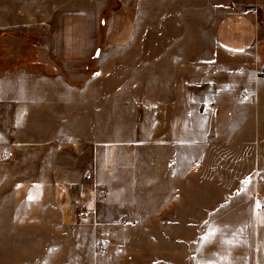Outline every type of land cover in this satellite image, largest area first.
I'll return each instance as SVG.
<instances>
[{
	"label": "rangeland",
	"instance_id": "1",
	"mask_svg": "<svg viewBox=\"0 0 264 264\" xmlns=\"http://www.w3.org/2000/svg\"><path fill=\"white\" fill-rule=\"evenodd\" d=\"M228 5L229 0H0V264H264V65L249 74L252 58L222 53L215 31ZM258 17L264 28V15ZM134 28L138 41L129 34ZM132 42L153 45L157 77L170 73L161 67L172 52L168 46L184 48L187 64L202 62L201 81L187 65L182 82L186 117L196 111L207 133L195 138L187 122L185 155L194 160L182 173L180 193H163L178 190L173 180L168 189L161 180L152 187L153 180L137 177L165 155L150 146L149 134L160 139L164 132L150 115L155 105H147L161 101V83L155 82L152 98L138 100L139 139L146 144L135 152L136 177L128 184L119 180L113 189L99 185L96 147L80 128L61 129L51 138L36 136L33 128L19 130L24 116L18 106L25 100L17 94L33 92L35 72L62 76L78 88L85 78L101 75L118 103L146 97L145 68L133 66L145 56L132 50ZM64 43L90 49L72 73L57 58L34 59L35 47ZM117 45L127 48L122 56ZM136 72L143 82H130ZM115 76L119 82H110ZM2 93L11 98L2 99ZM124 108L105 116L120 123L110 137L123 134L122 123L133 117ZM36 137L43 138L41 144H33ZM24 141L29 145L21 146ZM8 151L14 157L3 160Z\"/></svg>",
	"mask_w": 264,
	"mask_h": 264
},
{
	"label": "crops",
	"instance_id": "2",
	"mask_svg": "<svg viewBox=\"0 0 264 264\" xmlns=\"http://www.w3.org/2000/svg\"><path fill=\"white\" fill-rule=\"evenodd\" d=\"M229 1L232 5H228L226 9L227 15L220 20L216 27V42L222 53L230 59L235 57L252 58L253 66L248 69L250 74L256 65L260 67L264 65V34L262 35L264 28L258 17L260 12L264 15V0H242L244 2L241 4L236 0ZM260 31L261 38H259ZM129 34L134 36V41L139 40V38H136L140 34L138 28H134L133 32L129 31ZM134 43H130V46L132 45L133 47L132 50L136 53H143L142 55L145 56V60L141 59L139 61L135 59L133 66L135 65V68H145V75L142 76L146 84V97H137L136 101L129 103L124 101V103L121 101L118 103L114 97L116 93H113V96L110 95L112 92L107 93L106 81L101 75L95 80L84 77L86 79L84 88H78L73 87L66 79L63 80L62 76L55 77L43 74V72H35L32 78L33 92L25 90L17 94V98L25 100L21 101L22 104L20 103L21 105L18 106V113L24 116L18 120L19 130H21V127H25L24 130L33 128L36 136L51 138L52 135H56V132L61 129L73 131L80 128L83 132V137L89 142L92 141L96 147V170L99 185L113 189L118 185L116 183L119 180L124 179V182L128 184L129 179L136 177L131 169L134 165L138 166L135 152L146 144V141H140L139 139L138 131L143 128L139 124L137 117L138 107L141 105L138 100L140 98H152L155 82L161 83V88L166 89L163 90L161 101L158 103L153 100L147 101V105H155L150 115L154 120L156 119V123L161 124L158 129L164 132L160 139L149 134L151 137L149 138L151 141L150 146L161 147L165 155H163L161 162H148L152 168L151 171H146V176L137 175V177L153 180L150 183L152 187L158 185L157 181L161 180L163 182L162 186L168 189H170L168 183L171 184L170 181L173 180V183H175L174 188L178 190L174 191L175 189L172 188L173 190H164L163 193H180L179 190L185 186L182 173L187 166L190 167L193 164L194 160L192 155H185L187 122L191 123L195 138L200 139L207 133L203 121L197 118L196 111L190 114L189 120L186 117L184 105L185 85L182 82H185L187 65L192 67L189 72L193 74L194 80L201 81L202 62L201 59H198L197 62L194 60V62L189 61L187 64L185 53H183L184 48H180L178 44L168 46L166 50L172 52L162 59L161 67L162 69L167 68L170 73L168 77L164 75L157 77L154 72L155 50L153 45L148 46L145 43L143 47L138 42ZM116 47H118L116 51L121 56L122 51L127 50L125 45H117ZM99 52L98 50L97 53L99 54ZM33 56L37 62L45 58L51 60L57 58V63L63 65V68L67 69L69 74L73 72L76 65L85 63L88 60L90 49L76 44H48L40 45L39 48L35 47ZM132 56L133 54H131ZM231 70L233 69L231 68ZM138 74L136 72L135 78L131 77L133 80L129 79L130 82H143L140 77L141 73ZM118 77L121 76L113 77L110 82H119ZM95 82H99L97 86ZM1 95L2 99L11 98L9 93H2ZM13 103L8 102L9 107H13ZM120 106H125L124 110L128 111L133 117L130 120H125L124 123L121 122L126 126L123 127L125 129L123 134L115 133L114 136L110 137L111 131H116L115 128L119 127L118 124L120 123L113 125L111 122H107L105 116L110 114L113 108L117 109ZM32 108L35 116H33L34 119L31 121L26 113L30 115ZM91 114L94 115L92 120ZM47 115L50 118L44 117ZM29 124L32 127H28ZM90 131L93 132L92 135H90ZM119 131L117 130L116 132ZM188 131L190 132V130ZM42 141L43 138L38 140L36 137L33 144H41ZM20 144L21 146H26L28 143L24 141L23 143L20 142ZM157 164L159 165L157 166Z\"/></svg>",
	"mask_w": 264,
	"mask_h": 264
},
{
	"label": "built area",
	"instance_id": "3",
	"mask_svg": "<svg viewBox=\"0 0 264 264\" xmlns=\"http://www.w3.org/2000/svg\"><path fill=\"white\" fill-rule=\"evenodd\" d=\"M13 157H14V152L13 151H8V152H5L4 154H2L3 160H10ZM87 178L88 179L92 178V173L91 172H89V174L87 175Z\"/></svg>",
	"mask_w": 264,
	"mask_h": 264
},
{
	"label": "water",
	"instance_id": "4",
	"mask_svg": "<svg viewBox=\"0 0 264 264\" xmlns=\"http://www.w3.org/2000/svg\"><path fill=\"white\" fill-rule=\"evenodd\" d=\"M97 56H98V53H97Z\"/></svg>",
	"mask_w": 264,
	"mask_h": 264
},
{
	"label": "trees",
	"instance_id": "5",
	"mask_svg": "<svg viewBox=\"0 0 264 264\" xmlns=\"http://www.w3.org/2000/svg\"><path fill=\"white\" fill-rule=\"evenodd\" d=\"M260 13H261V12H260ZM260 13H259V14H260Z\"/></svg>",
	"mask_w": 264,
	"mask_h": 264
}]
</instances>
